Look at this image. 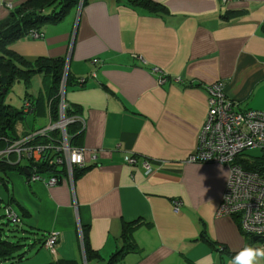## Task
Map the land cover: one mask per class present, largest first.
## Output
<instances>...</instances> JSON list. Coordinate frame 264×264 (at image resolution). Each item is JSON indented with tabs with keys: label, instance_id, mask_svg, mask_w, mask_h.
<instances>
[{
	"label": "crops",
	"instance_id": "1",
	"mask_svg": "<svg viewBox=\"0 0 264 264\" xmlns=\"http://www.w3.org/2000/svg\"><path fill=\"white\" fill-rule=\"evenodd\" d=\"M21 1L0 0V20ZM152 1L166 12L87 0L79 12L43 25L41 37L9 44L29 60L63 57L69 76L84 79L63 94L85 121L71 143L83 150L84 170L72 185L62 177L46 185L7 175L1 184L17 228L54 233L56 243L52 251L25 245L21 260L0 264H85L82 243L99 256L88 264H105L121 244L122 224L131 222L136 250L119 264H230L229 253L249 243L235 217L215 215L228 165L187 158L206 111L200 85L222 80L237 111H264V0ZM150 65L168 80L157 84ZM125 154L139 162L125 163Z\"/></svg>",
	"mask_w": 264,
	"mask_h": 264
},
{
	"label": "built area",
	"instance_id": "2",
	"mask_svg": "<svg viewBox=\"0 0 264 264\" xmlns=\"http://www.w3.org/2000/svg\"><path fill=\"white\" fill-rule=\"evenodd\" d=\"M220 1L226 3L231 0ZM8 7L10 8V5ZM28 36L36 39L42 34L37 30H30ZM135 57L145 64L140 56ZM148 69L154 75L157 84L168 80L158 67L150 65ZM170 80L180 82L178 77H172ZM83 82V78L75 79L76 86H82ZM200 86L206 95V111L196 135L194 151L187 159L228 165L227 182L215 215L237 217L240 231L252 237L256 236V241H261L259 244L254 243L253 247H264V170H252L244 166L252 161L251 157L245 154V150L249 148L264 150V111L255 109L237 111L235 100L226 96L222 80ZM64 89L63 75L58 88L56 119H52L49 110L46 109L47 125L31 128L0 148V162L19 164L26 169L27 182L42 181L46 185H52L62 177L72 185L73 169L84 167L83 150L69 144L65 127L75 121L82 131L85 121L78 114L64 115L66 108ZM20 110L23 114L34 116L35 102L22 98ZM55 130L58 131V137H51V132ZM94 157L95 153L92 152L91 159ZM137 159L131 154L123 156V161L129 165L137 164L139 162ZM48 166L61 168L62 174L59 176V173L47 171ZM140 166L145 172L151 170L150 160L147 158L141 157ZM171 203L173 208H177L180 201L173 200ZM5 206L6 218L13 223H19L15 211L10 205ZM55 243L56 235L50 233L46 236L43 246L52 251Z\"/></svg>",
	"mask_w": 264,
	"mask_h": 264
},
{
	"label": "trees",
	"instance_id": "3",
	"mask_svg": "<svg viewBox=\"0 0 264 264\" xmlns=\"http://www.w3.org/2000/svg\"><path fill=\"white\" fill-rule=\"evenodd\" d=\"M131 7H137L149 13H164L165 8L159 3L152 0H125ZM79 0H23L15 7L11 8L6 18L0 20V148H3L11 141L19 137L25 132L16 130V123L22 120L24 114L20 107L14 108L4 102V97L8 88L15 81H21L26 85L30 78L35 74H40L48 78L46 90L43 95L30 97L24 95L23 98L31 99L35 102L36 112L33 116L43 117L46 109L49 110L52 119L57 116L58 88L61 77L64 75V87L75 86V80L72 79L65 69L66 60L63 57L47 58L37 57L32 60L11 51L9 44L21 38H29L30 30H37L46 24H55L61 21L69 11L75 10ZM87 0H81L83 6ZM65 70V71H64ZM79 114V107L76 105H66L64 115L70 116ZM70 145L82 131L79 130L77 122L68 123L65 127ZM50 134V133H49ZM51 137H58V131H52ZM251 163L244 166L252 170H264V150L259 155L249 156ZM51 173L62 174L61 168L48 166L46 169ZM84 170V167L73 169V178ZM42 171V170H41ZM9 173L23 174V168L19 164H8L0 162V183L6 180ZM24 178L26 176L24 175ZM8 191V190H7ZM12 202L10 197L7 198ZM7 221L10 219L6 218ZM11 222V221H10ZM18 223V222H17ZM14 222V224H17ZM19 224V223H18ZM17 224V225H18ZM134 222L123 223L119 235L121 244L113 253L110 254L105 264H119L123 256L128 252L135 251V245L130 240V230L135 226ZM18 235L9 234L2 231L0 227V261H19L26 251L20 249L25 245L28 248L43 245L46 236L37 231H28L25 229L15 230ZM35 234L37 237L33 242L27 243L29 235ZM245 236H249L246 235ZM202 239H206L203 232L200 233ZM252 237V236H251ZM207 240V239H206ZM247 246L253 247V241L249 240ZM84 261L88 264L91 260H98L99 256L87 249L82 243ZM239 252V251H238ZM237 252L229 253L233 257ZM47 264H59L57 261H51Z\"/></svg>",
	"mask_w": 264,
	"mask_h": 264
},
{
	"label": "rangeland",
	"instance_id": "4",
	"mask_svg": "<svg viewBox=\"0 0 264 264\" xmlns=\"http://www.w3.org/2000/svg\"><path fill=\"white\" fill-rule=\"evenodd\" d=\"M80 8H81V5H80ZM80 8L78 10L75 8V10L79 12ZM47 82H48V78L40 74L33 75L26 85H24L21 81H15L8 88V91L4 97V102L14 108H19L21 104V99L24 95H30V97H33V98L36 97L37 95H43L46 90ZM35 91L36 92L39 91V93L36 94ZM47 124H48V121L46 118L45 119L33 118L32 115L24 114L22 120L16 123V130L18 132H22V131L26 132V131L31 130V128H38L42 125H47ZM21 135L22 134H20L19 137ZM260 153H261V150H259L258 148H249L245 150V154L248 156H256V155H259ZM7 193L5 192L2 184L0 183V227L2 231L4 232H7L9 234L18 235V232H16L15 230L19 226V224L17 223L18 224L17 225V224H14L13 222L7 221L6 216L4 214V210L6 207L5 205H7ZM9 205H10V208L16 211V207L14 204H9ZM236 220L238 223L237 217H236ZM245 237L247 238L248 241L252 240L251 236H245ZM254 243L259 244L261 243V241L253 242V244ZM259 262H262V260H260Z\"/></svg>",
	"mask_w": 264,
	"mask_h": 264
},
{
	"label": "clouds",
	"instance_id": "5",
	"mask_svg": "<svg viewBox=\"0 0 264 264\" xmlns=\"http://www.w3.org/2000/svg\"><path fill=\"white\" fill-rule=\"evenodd\" d=\"M264 260V247L244 246L230 260V264H259Z\"/></svg>",
	"mask_w": 264,
	"mask_h": 264
},
{
	"label": "water",
	"instance_id": "6",
	"mask_svg": "<svg viewBox=\"0 0 264 264\" xmlns=\"http://www.w3.org/2000/svg\"><path fill=\"white\" fill-rule=\"evenodd\" d=\"M80 5H81V0H79V2H78V5H77V7H76L77 10L80 8ZM65 66H66V65H65ZM65 68H66V67H65ZM23 174H24V175H27V170H26V169H23ZM252 240L255 242V241L257 240V237H256V236H253V237H252Z\"/></svg>",
	"mask_w": 264,
	"mask_h": 264
}]
</instances>
